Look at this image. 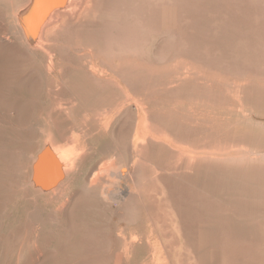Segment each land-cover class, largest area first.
Listing matches in <instances>:
<instances>
[{
	"label": "rangeland",
	"instance_id": "374dc122",
	"mask_svg": "<svg viewBox=\"0 0 264 264\" xmlns=\"http://www.w3.org/2000/svg\"><path fill=\"white\" fill-rule=\"evenodd\" d=\"M50 1L0 0V264H264V0H138L143 43L114 50L97 43L101 25L125 22L106 10L113 0H83L84 10L41 37L30 21L43 22L56 7ZM105 95L119 97L115 111L119 100L134 112L142 106L141 127L150 121L159 140L136 146L134 123L128 138L116 136L122 112L100 125L111 107ZM47 108L61 129L84 115L97 122V146L73 183L84 200L69 223L19 188ZM171 120L175 135L160 124ZM186 126L191 179L176 139ZM132 163L134 177L105 171ZM105 185L115 191L108 198Z\"/></svg>",
	"mask_w": 264,
	"mask_h": 264
},
{
	"label": "bare ground",
	"instance_id": "6f19581e",
	"mask_svg": "<svg viewBox=\"0 0 264 264\" xmlns=\"http://www.w3.org/2000/svg\"><path fill=\"white\" fill-rule=\"evenodd\" d=\"M82 1L83 0H54V1L52 0V1H50L51 2L50 4L56 5V7H54L53 10H51L48 13V16L44 20H42L43 22H38L37 24L35 21L36 15L34 17L32 16L31 17L32 19L30 21V17L27 14L28 11L26 9L24 12V16L26 14V19L29 20L30 22H32V26L30 27L31 31H33V33L41 35L43 30H45L46 28L51 27L52 25L62 21L65 18H70L71 14L73 12L78 14V13H80V11L84 10V8L82 7ZM137 1L138 0H113L112 3L106 7V10L108 12H110L112 15H117V14L121 13L124 15V16L123 15L122 16L126 19H123L125 22H123V23L120 22L121 24L120 23L117 24L116 21L114 22V21L108 20L109 22H105L103 25H101L102 26L101 27L102 28L101 29V36H98V37H101V39L97 37L98 38L97 43H102V45H100V47L102 49H104V48L109 49V50L122 49V48H125V49L126 48L127 49L128 48H134L135 49L137 47H141V44L143 43L144 37L146 36V35L144 36V32H145L144 29H145L146 24H145L142 17H137L138 13L140 14V12L143 10L141 8V6H139L140 10L138 8H136V6L134 5V2L137 3ZM145 1H148V0H145ZM146 5L148 6V4H146ZM142 7H143V5H142ZM145 9H146V7H145ZM36 13L38 15L37 11H36ZM145 13H146V11H145ZM37 20H39V19H37ZM147 26H149V23H147ZM155 26H156V24H155ZM40 35L37 37V39L42 37V35H41V37H40ZM93 38H94V36H93ZM38 41H40V40H38ZM38 41H36L35 43L32 42L29 45L30 46L34 45V46L38 47L39 46ZM95 41H96V38H94V42ZM29 42H30V40H29ZM42 46H44V45H42ZM96 47L98 48V46H96ZM97 48H95V49H97ZM80 54H82V53H80ZM117 97H116V95H110V96L105 95L103 97L104 99L107 98V100L111 104V107L108 108L107 110H103V112H102L103 119L102 120L98 117L100 125L107 126L110 123V121L113 120L114 115H116L118 112L119 113L122 112L120 114L121 122H119V124H118L119 127L116 131V136H118L119 138H122L123 136L129 134L130 126L132 123H134V129H132L133 131L131 132L130 141L134 142V144H136V146L138 145V142L140 143V142L144 141L145 139H154L153 137H156L155 136L156 134L158 135V129H156L154 125L149 124L150 121L148 123L145 122L144 125L141 127V124L143 122H141L139 110H140V108H143V107L138 105L137 106L138 111L134 112L128 101L119 100L120 106L116 107L117 111H115L114 101L119 98V97L118 98ZM96 102H98V100ZM107 102H105V103H107ZM113 103H114V105H113ZM140 105H141V103H140ZM79 110H81V109L79 108ZM54 111H55L54 109H52V110L48 109V110L42 112L40 115V117L44 120L45 125H43L41 130L39 132H37L38 134L35 136L36 139L31 137L32 143L25 149V154H24L25 161H24V165L22 168L24 170V175H23V180H22L23 182L21 184V187H19V188H21V190L23 191V194L26 196V198L36 199V200H44L45 202H48L49 204L51 203L53 205V210L55 211V213L58 212L60 214V216L62 218H64L66 220V222L68 221L67 223H69V222H72V220L70 219V216H71L73 209L76 206L78 207V205L81 204V201L84 200L83 190L73 188V183H75L74 180L77 177V175L79 174V172L81 171L83 162L91 156L92 152L96 148L97 139H98L99 135H98L97 131L95 130V125L97 124L96 117L93 116V118L92 117L90 118V117H87L83 114L84 115L83 119L79 118L80 117L79 116L78 119L75 118L73 120H70V123L68 122L69 124L66 125L65 128L61 129L59 127L60 122L58 121L57 112L55 113ZM78 111H77V113H78ZM81 116H82V114H81ZM60 120H61V118H60ZM160 124L162 125V127H164V132L166 129V131H169V133L171 135H175L174 130H175L176 125H175L174 121L171 120L170 122H167V123H164V121H163ZM186 127L185 128L183 127L184 129H183V131H181V134H182L181 137L176 136V139L184 143L182 145L178 144V146L180 145L179 151L181 153L180 171L184 174H188V178L191 179L190 178L191 171H192L191 162H192V155L193 154H192V148L190 145V141L188 138V136L190 135V129H189L190 127H187V128ZM75 131H78L79 133L77 134ZM29 137H30V135H29ZM125 137L128 138L127 136H125ZM163 137H165V135ZM157 139H158V137L154 140H157ZM173 140H171V141H173ZM175 144H177V143H175ZM175 150H177V152H178V149H175ZM128 151L130 152V149H128ZM143 153L145 154V152H143ZM141 154H140V160L141 161H139L140 163H137V164L139 166H141V172L144 173L145 172L144 166L146 163L145 162L146 157L144 158V156H143L144 154H142V155ZM119 155H122V154L119 153ZM174 156H175V154H174ZM132 158H133V156H132ZM127 160L126 159L124 160V161H126L125 162L126 164H127ZM18 164H22V162H19ZM134 164H135V162H134ZM128 165H129V167H125V168H121V169H119L117 166H113V167L107 166V167H105V171L107 172L108 175H112L113 177H118V176L124 175V173L128 170L129 173H127V175L130 174L131 176H133V175L135 176V171H133V163L128 164ZM174 173H176V172H174ZM96 174H94L93 171L91 170V172H89V174H87V177H86V184L88 187V192H89V194H92V196L94 195L93 198L97 194H99V192H97L99 190L98 189L99 185H98ZM171 175H172V173H171ZM131 180H132V178H131ZM111 181L113 184H117L116 179H113ZM127 182H129V181H127ZM182 182H183V180H182ZM185 183H187V181H185ZM76 185H78V184H76ZM104 187H106V189L104 191L105 194L100 193L103 198H108L110 193L115 192V191H113L114 189L111 187H108L106 185ZM100 191H103V189ZM186 195H187V197H186V199H187V209H186L187 214L185 217H187V221H188V225L186 223V225H187L186 227H188V229H189V223L192 221V219L190 221V217H191V215H190V202L192 199L191 198L192 194L190 195V192L187 190ZM110 198H111V195H110Z\"/></svg>",
	"mask_w": 264,
	"mask_h": 264
}]
</instances>
